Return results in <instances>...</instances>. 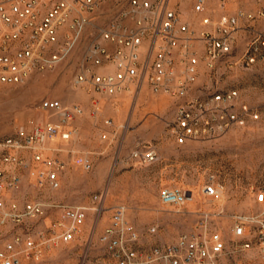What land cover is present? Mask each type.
I'll return each mask as SVG.
<instances>
[{
    "label": "built area",
    "instance_id": "built-area-1",
    "mask_svg": "<svg viewBox=\"0 0 264 264\" xmlns=\"http://www.w3.org/2000/svg\"><path fill=\"white\" fill-rule=\"evenodd\" d=\"M188 1L185 8L191 4L195 13L211 9V0ZM215 3L223 15L217 20L204 16L198 30L185 20L184 5L177 0H0V84H25L31 75L53 70L82 38L94 14L108 10L112 13L91 44L74 86L91 95L113 97L146 84L154 93L180 101L171 128L178 144L223 134L245 122L248 110L238 103L239 91H221L204 98L192 91L202 67L217 73L224 65L250 68L264 61V33L255 34L242 54H235L241 21L261 20L264 11L257 16L242 10L229 15L225 12L230 0ZM41 109L56 119L28 132L20 130L0 144V238L15 230L11 238H3L0 264L38 260L52 248L75 241L88 217L89 209L84 206L10 197L25 175L40 191L57 192L63 187L61 175L67 165L58 154L61 150L51 146L78 137L76 120L84 115V109L58 100L44 101ZM132 157L143 164L159 159L152 147L137 150ZM76 162L86 171L93 168L88 157ZM203 192L212 198L220 196L215 185H206ZM95 200L101 202L103 197ZM194 200L192 192L180 187H165L160 194L166 207L184 208ZM255 202L261 211L241 219L233 228L236 238L250 240L235 244L234 250L221 234L205 226L172 243L146 246L124 205L113 209L99 241L115 264H223L225 257L249 250H256L264 263V186L255 192ZM49 209L59 211L57 218L36 228L46 220ZM25 226L27 229H22ZM157 230L153 227L149 233Z\"/></svg>",
    "mask_w": 264,
    "mask_h": 264
},
{
    "label": "rangeland",
    "instance_id": "rangeland-1",
    "mask_svg": "<svg viewBox=\"0 0 264 264\" xmlns=\"http://www.w3.org/2000/svg\"><path fill=\"white\" fill-rule=\"evenodd\" d=\"M177 2L184 5L181 11L185 20L198 30L204 16L218 19L214 17L215 7L212 8L215 0H211V9L205 13H195L191 4L186 9L188 0ZM111 13L96 12L82 38L53 70L31 75L25 84H0V144L20 130L28 132L55 120L41 109L46 100H58L66 106L78 104L84 109V115L76 120L78 137L51 146L61 150L58 154L67 165L61 175L62 189L40 191L25 175L21 187L10 193L11 198L21 201L87 207L83 232L75 241L60 244L42 258L25 260L23 264H115L99 239L118 205L127 207L146 246L172 243L180 235L205 226L208 231L221 234L229 249L234 250L235 244L250 240L236 238L234 226L261 211L255 192L264 186V61L250 68L224 65L217 73L202 67L192 95L204 98L236 89L240 93L238 103L248 110L247 116L243 125L232 126L223 134L180 145L171 133L180 101L156 94L146 84L113 97L91 95L74 86L91 44ZM239 31L249 37L248 43L255 34L264 33V27L247 30L243 25ZM198 47L201 49L200 43ZM244 50L237 48L235 54ZM145 147L156 149V163L143 164L132 157ZM82 157L92 161V170L86 171L76 162ZM206 185H215L220 190L219 198L205 196ZM165 187L190 191L195 200L184 208L166 207L160 201ZM58 213L49 209L46 220L36 228L45 227ZM153 227L158 228L155 234L149 233ZM14 232L3 238H11ZM223 264L264 263L256 250H249L225 257Z\"/></svg>",
    "mask_w": 264,
    "mask_h": 264
},
{
    "label": "crops",
    "instance_id": "crops-1",
    "mask_svg": "<svg viewBox=\"0 0 264 264\" xmlns=\"http://www.w3.org/2000/svg\"><path fill=\"white\" fill-rule=\"evenodd\" d=\"M213 6L215 7V10H214V12H215L214 17L215 18H219L221 15H223V12H221L218 9L216 10V3L215 4L212 3V8H213ZM238 10H242L248 14H253V15L257 16L259 14V12L264 11V0H230L229 7L227 10V12L228 11L229 12L227 14H230V15L234 14ZM255 22H247V21L243 20L240 23V25H241L240 27L242 29L243 25H246L247 30H249L250 28H256L257 26H259V28L264 27V18L262 20H258L257 23H255ZM238 37H239V41H238L237 48H239L242 51V50H244V48L246 46V43H247L246 37L247 36H243L242 31H239ZM248 38L249 37H247V39ZM128 217H129V214H128ZM129 220L137 227V224L135 222H133V220L131 218H129Z\"/></svg>",
    "mask_w": 264,
    "mask_h": 264
}]
</instances>
